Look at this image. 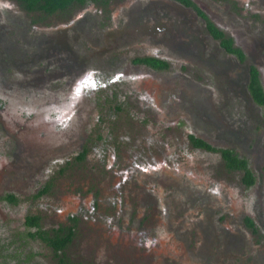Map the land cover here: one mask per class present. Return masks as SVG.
Wrapping results in <instances>:
<instances>
[{"label":"flooded vegetation","instance_id":"obj_1","mask_svg":"<svg viewBox=\"0 0 264 264\" xmlns=\"http://www.w3.org/2000/svg\"><path fill=\"white\" fill-rule=\"evenodd\" d=\"M0 2L6 6L5 13L9 14L7 21L0 23L2 84L11 86L27 82L35 86L49 85L52 90L46 100L52 103L57 101L52 91L64 89L67 95L63 94L55 104L63 106L67 102L78 113L80 93L84 89L93 94L98 91L92 74L98 75L102 69L112 75L111 65L127 61L118 74H136L139 79H149V84L141 81L145 90L138 98L139 103L142 106L145 97L157 95L158 101L150 109L155 125L165 123L164 128L168 131L156 128L151 132L138 127L134 136H144L157 142L165 136L176 139L181 133L171 128H179L181 119L185 120L194 129L181 134L190 148L208 155L219 153L224 168L239 173L246 187L262 184L264 105L255 100L250 85L256 71L264 90V50L262 43L257 44V36L248 35L243 40L235 33L239 26L252 23L259 27L258 36L264 41V19L256 10L264 9V0H72L52 12L23 0ZM34 14L38 17L35 18ZM53 15H63L64 19L59 27L44 30L46 34L40 32L37 37L30 38L28 35L22 37L18 32L19 25L24 24L26 29H30L23 19L18 20L19 16L28 17L29 23L37 25ZM211 24L222 33L221 38L212 33ZM229 27H236V30L230 31ZM58 28L54 33L49 32ZM17 39L26 44L17 42ZM227 40H231L232 48H237L241 55L227 48L223 43ZM10 73L14 78H6ZM57 85L59 88L54 90ZM110 91H117V86L112 85ZM114 107L118 111L122 109L121 106ZM29 109L17 107L26 132H21L23 137L7 133L16 144L14 149L8 146V150L3 152H81L77 158L84 156L86 150L82 147L76 150L73 146L49 149L50 135L33 128L34 112L31 107ZM50 114L57 119V112L51 110ZM157 115L162 122H157ZM145 122L146 119L141 117L136 125ZM193 139H201L209 148L195 145ZM22 145L25 146L20 149ZM146 148L150 150L149 141ZM224 151L246 162L254 177L252 184L244 183L243 169L227 165ZM169 155L173 156V153ZM193 171L199 180L187 187L189 195L181 196L176 185L165 183L166 196L162 200L138 202L147 217L151 213L155 220L165 222L172 229L177 244L172 245V255L158 254L163 263L180 264L181 251L187 249L194 234V246L189 249V257L195 258L193 262L209 264L210 260L219 257L223 264H264L261 244L264 221L243 212L228 214L226 209L214 218L207 208L200 207L203 211L197 212L200 202L199 197L193 196L197 190L193 186L198 184L202 188L208 183L204 185L206 176L203 169ZM19 188L14 186V190ZM14 195L8 192L6 197L15 199ZM254 201L264 209V194L254 195ZM146 209L149 212L145 213ZM210 209L214 212L216 208ZM149 229L147 227L146 231L150 232ZM35 230L32 229L33 232ZM253 236L260 237V241L252 239ZM166 257L170 259L167 262Z\"/></svg>","mask_w":264,"mask_h":264},{"label":"rangeland","instance_id":"obj_2","mask_svg":"<svg viewBox=\"0 0 264 264\" xmlns=\"http://www.w3.org/2000/svg\"><path fill=\"white\" fill-rule=\"evenodd\" d=\"M5 9L0 2L1 24L9 18ZM256 10L264 19V9ZM34 17L38 16L34 14ZM20 19L28 23L30 29L23 24L19 25L18 32L22 37L34 38L44 30L59 27L64 17L53 15L37 25L29 23L28 17L19 16ZM258 28L252 23L243 24L237 28L235 36L244 40L253 34L264 50ZM229 30H236V27H229ZM16 41L26 44L20 39ZM125 62L121 60L118 65H111L112 75L102 69L98 75L92 74L98 91L93 94L84 89L80 93L78 113L67 102L63 106L55 104L63 98L64 89L52 91L57 100L53 104L46 100V96L51 95L49 85L35 86L25 82L7 86L0 82V162L4 165L2 170L0 164V264H57L53 250L38 237L29 235L32 229L26 219L33 215L39 216L40 227L44 230L72 228V239L64 254L73 264H152L156 261L164 264L161 253L172 255V245L177 244L172 229L165 222L155 220L151 213L147 217L138 202L162 200L166 196L165 183L176 185L179 195H189L187 187L199 180L194 177L193 169L197 168L204 170V185L208 183L202 188L198 184L193 186L197 188L193 196L199 197L200 202L197 212L203 211L200 207L207 208L214 218L226 209L228 214L243 212L264 221V209L254 201V195L264 194V176L258 187H246L239 173L224 168L219 153L208 155L190 148L181 135L194 130L187 121L181 119L179 128H171L181 133L176 139L165 136L157 142L134 136L138 127L151 132L156 128L168 131L165 123L155 125L150 109L157 103V95L145 97L142 106L139 103L138 98L145 90L141 81L149 84V79H139L136 74H118ZM11 76L10 73L6 78ZM112 85L117 86L113 93L110 91ZM57 88L58 85L54 90ZM114 106L122 109L118 111ZM17 107L33 109V128L50 135L49 149L82 147L86 150L84 156L77 158L81 152H3L8 146L14 149L16 144L7 133L23 137L21 132H26ZM51 110L57 112L56 120ZM160 116L157 115L158 123L163 121ZM141 117L146 122L136 125ZM147 141L150 150L146 148ZM14 186L20 188L14 190ZM184 191L187 194H183ZM8 192L15 194L13 201L6 197ZM210 208L216 209L213 212ZM147 227L151 228L150 232L146 231ZM252 239L260 241L261 238L253 236ZM261 241L264 253V239ZM194 242L193 234L187 249L181 251L180 264H201L189 257ZM209 264L223 262L215 257Z\"/></svg>","mask_w":264,"mask_h":264},{"label":"trees","instance_id":"obj_3","mask_svg":"<svg viewBox=\"0 0 264 264\" xmlns=\"http://www.w3.org/2000/svg\"><path fill=\"white\" fill-rule=\"evenodd\" d=\"M25 2H31V5L34 4L35 7H41L42 9L52 12L56 10L57 8L64 7L68 3H70L72 0H23ZM210 29L212 33L215 35V37L221 38L223 35L222 33L217 30L212 24L210 25ZM227 48L231 51L239 53L241 55V52L237 48H232L231 46V40L224 41ZM251 91L254 95L255 100L261 104L264 105V90L262 86L259 83L258 76L256 74V71H254L252 78H251ZM195 142V145L197 146H203L209 148V146L206 145L204 141L201 139H193ZM82 156V155H81ZM223 157L226 160V163L231 168H241L244 170V183L247 185H250L254 181V177L252 173L247 168L246 162L243 159H238L236 156L231 155L228 151H224ZM10 200H14L13 196L9 198ZM27 225L31 229H36L34 232L30 231L29 235L31 237H38L41 239L47 246H49L56 257L58 258L57 264H72L67 257L64 255V249L67 247V245L70 243L72 239V228L67 227L65 229L61 228L59 230L54 229L52 232H49L47 230H44L40 227L39 223V216L33 215L28 216L26 219ZM62 253V256L60 255Z\"/></svg>","mask_w":264,"mask_h":264}]
</instances>
